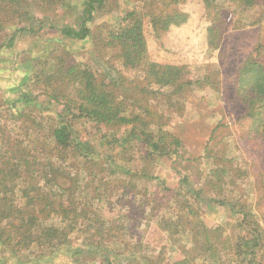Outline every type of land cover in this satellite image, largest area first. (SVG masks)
<instances>
[{"label":"trees","instance_id":"obj_1","mask_svg":"<svg viewBox=\"0 0 264 264\" xmlns=\"http://www.w3.org/2000/svg\"><path fill=\"white\" fill-rule=\"evenodd\" d=\"M110 1L0 0V58L2 50L14 47L20 35L39 34L46 26L59 34L55 40L47 41L50 47L60 43L59 38L65 44L93 38L94 54L98 56L95 58L96 69L91 63L76 61L65 51L58 53L59 50L50 51L48 58L27 59L23 67L27 91L17 85L12 89L16 92L13 95L15 100L10 103L14 112L19 109V103L23 107L25 103L32 105L40 101V108L34 107L23 117L24 123L31 120L35 124L23 127V131L29 135L36 128H46L42 149H38L37 153L48 152L51 157L50 161H44L33 155L25 139H20L21 135L18 140L16 137L2 140L0 264H56L55 260L63 252L70 255L72 264H200L197 263L199 261L201 264H225L223 256L226 257V264H264L261 258L258 259L264 250V229L246 203L225 197L219 201L208 199L204 197L205 188L197 189L189 175L182 177L181 191L173 193V189L164 186V199L153 194L155 197L142 195L139 200L135 185L133 190L129 185L113 187L103 178L105 174L114 176L121 170L119 173L128 174L132 180L149 182L154 177L144 161L178 157L183 141L162 129L157 133L150 131L148 123L151 122L137 114L139 102L130 109L129 98L119 88L120 82H109L107 74L99 66L101 61L111 63V60H116L115 64L129 72L139 71L143 87L138 83L133 96L143 95L142 98L154 92L151 91L153 86H157L160 92L171 89L170 95L180 98L189 94L187 91H191L193 86L216 88L215 79L209 75L189 79L191 72L186 66L161 63V60L152 58L162 56L174 59L180 54L186 55L191 50L187 48L189 38L206 21L210 23L207 28L204 27L208 46L218 49L225 27L223 9L233 8L235 13H244L259 5L264 7V0H191V3L189 0H141V5L128 12L120 26L109 28L106 33L95 37L90 25ZM186 4L195 6L196 11L191 7H182ZM61 12L63 16L59 17ZM69 14L72 22L64 19ZM56 17L60 18L58 24ZM173 37H176V43L170 46L168 41L170 43ZM185 37L187 40L183 41ZM150 38L159 45L153 56H150ZM121 80L125 85L128 79L123 77ZM34 88L40 92L38 95L34 94ZM233 94L246 109V117L252 122L251 132L256 136L264 135V63L254 57L248 58L237 70ZM42 96L44 101L40 100ZM22 107L19 112H22ZM43 109L53 114L46 119L45 127L37 120L41 117L37 111L43 114ZM146 111L150 114L148 109L144 113ZM19 115L14 118H21L22 115ZM83 120L98 127L127 128L129 135L123 141L114 138L117 142L110 150H118L122 143L129 142L144 147L147 153H143L140 166L134 165V158L129 159L133 163V171L126 170L112 165L109 154L97 156L95 146L74 133L73 124ZM206 152L215 167L206 184L214 188L220 184L217 188L222 190V186L228 185L225 180L230 176L223 163L224 155L213 156L209 148ZM71 158H76L73 163L77 164L82 158L87 160L82 169L85 178L90 177V180L81 181L85 190L80 187V195L91 193L93 199L104 203V199H111L115 192L121 190L122 212L105 219L92 211L88 201L84 202L77 196L79 181L74 179L73 186H61L59 177L73 180L72 173L67 169ZM235 176L237 180L238 176ZM233 183L231 179L229 184ZM201 202L218 203L239 216L237 224L244 235L238 242L224 236L219 227L211 228L205 223L198 209ZM169 204H177L170 208L177 210L171 216L167 212L163 214ZM157 213L163 215L152 225L150 222ZM53 218L56 222L48 223ZM183 234L188 235L186 244L179 242ZM168 243L173 245L167 247ZM178 243L182 244L181 254L168 257L176 252L174 246Z\"/></svg>","mask_w":264,"mask_h":264},{"label":"rangeland","instance_id":"obj_2","mask_svg":"<svg viewBox=\"0 0 264 264\" xmlns=\"http://www.w3.org/2000/svg\"><path fill=\"white\" fill-rule=\"evenodd\" d=\"M140 1L111 0L106 8L97 13L95 22L90 25L95 33V37L101 35V33H106L109 28L120 26L122 19L127 13L141 5ZM189 3H191V0H189ZM182 7H191L196 11L195 6L192 7L186 4ZM223 10L222 17L225 22V27L223 26V39L218 49H212L208 46L207 34L205 33L204 27L207 28L210 23L206 21V24L201 25L198 30L196 29L197 31L194 35L189 38L187 48H191V50L186 55L185 53L184 55L180 54V57L174 56V59H165L162 56H158V58L160 57L159 59L152 58L153 60H161V63L166 62L186 66L191 72V78L189 79H199L209 75L215 79L216 88H210L208 86L206 88H198L197 86H193L191 91H187L189 94L180 98L170 95L171 89H164L163 92H160L157 86H153V90H150L154 92L150 96H146L145 98H142L143 95L133 96L134 87L138 86V83H142L140 72H129L124 67H119L118 63L115 64L116 60H111V63L101 61L99 66L107 74L109 82H120L121 86L119 88L125 91L126 96L129 98V108H134V104L139 102L137 104L140 108L137 114L144 116L147 122H151L148 123L150 131L157 133L162 129L183 141V146L180 148L178 157L173 159H157L154 162L151 160L144 161L143 164H146L151 176L154 177L149 182L140 179L132 180L128 174L119 173L121 170L117 171L114 176L105 174L103 178H106L113 187L129 185V188L133 190V186L135 185V192L139 194V200L142 198V195L150 196L153 194L164 199V186L169 187L171 190L173 189V193L179 192L183 186L181 183L182 177L189 175L191 183L197 189L205 188L206 195L204 197L216 199V201L225 197L228 200H239L249 205L252 213L256 215L264 229V135L256 136L254 132H251L252 122L250 118L246 117V109L234 98L235 96L233 94L238 68L250 57H254L264 63V7L259 5L244 13H235V11L233 12V8ZM60 14L59 17L63 16L62 12ZM59 17L55 18L57 19L56 24L59 23ZM64 19L66 21H73L70 14ZM47 27L44 30L47 32L42 31L36 35L29 33L20 35L14 47L10 49L4 48L1 52L0 155L4 145L2 142L3 138L6 140L7 137H16V140H18L19 135H21L22 138L20 139H25L33 155H38V149H42L41 145L45 140V138L43 140V136L45 135L43 131L46 128H36L29 135H26L23 131V127L26 128L35 124L31 120L29 122L25 121L26 123H24L23 117L31 113L34 107L40 108L38 106L40 101L32 105L25 103L23 107L19 103V109H15L17 114H14L15 112L10 107V103L15 100L13 95L16 93L12 89L20 86L24 91H27L25 69H23L27 59H38L39 57L48 58L51 56L50 51L54 52L59 50L57 51L58 53L65 51L69 55H72L76 61L88 62L92 64V67L97 68L95 58L98 56L94 54L96 51L93 38L68 44H65L64 40L59 38L58 41L60 43H56L53 47H50L47 41L55 40V38L59 37V34L57 31H51ZM44 33H47V35ZM174 39L176 37H173L170 43L168 41L170 46L176 43ZM149 40L151 43L150 56H153V51L159 50V45L153 38ZM186 40V37L183 38V41ZM109 65H113V67L111 68ZM123 77L128 79L125 85H122L121 79ZM140 87H143L142 84ZM37 91L34 88L35 95L40 93ZM40 100L44 101L43 96ZM21 107L22 112H19ZM55 108L59 110L57 106ZM146 109L150 111V114L147 111L144 113ZM37 113H41L40 119L37 120L39 123H43L45 127L47 125L46 119L53 114L45 112L44 109V115L39 110ZM19 114L22 117L15 119ZM34 116H37L36 113ZM73 128L76 136L95 146L97 156L101 157L102 154H109L112 156L109 158L113 163L112 165L123 167L126 170L133 171V163L129 159L134 158V165L140 166L143 153L144 155L147 153L144 147L136 146L134 142L133 144L132 142L122 143V146L117 143V146H120L119 149L110 150V148L115 147L117 142L114 138L123 141L129 135L127 128L118 130L108 128L107 126L98 127L94 123L86 120L74 123ZM207 145L209 146L207 147ZM127 146L129 147L124 150L123 148ZM207 148L212 151L213 156L224 155L222 157L223 163L229 169L230 176L225 180L228 181V185L222 186V190L217 188L220 184L216 188L207 186L206 184L210 178L211 170L215 168L213 166L214 161L207 158ZM38 156V158L44 161H50L51 157L48 152H44ZM5 159H7V155ZM174 159H178V161ZM74 161H77L76 158L75 160L71 158L69 160V166H67L68 171L72 173L73 180L66 176L59 177L61 186H73V181H79L77 185L79 187L77 196L79 195L83 198L84 202L88 201L92 211H96L99 215L101 214L105 219L113 218L114 214L122 212V202L120 201L121 190L115 192V195L111 199H104V203L93 199L91 193L80 195V187H83V191L85 190L84 183L82 184V182L89 181L90 177L85 178L84 170L82 169L83 163L87 160L82 158L79 164L73 163ZM150 162L152 163L150 164ZM244 172L247 173L245 176L242 175ZM235 175L238 176L236 178L237 180H235ZM231 179L234 180L233 184H229ZM84 196H86V199ZM78 201L83 203L81 199ZM105 203H107L105 205L106 207L103 205ZM176 205L169 204V208H165L163 214L167 212L168 215H173L177 210L170 208ZM198 209L202 219L209 227H219L224 231V236H229L233 242H238L239 238L244 235L237 224L239 216L231 213L227 207L214 202H201ZM163 214L157 213L156 217L153 218L154 220L150 223L152 225L156 224L155 222ZM147 218L152 217L147 216ZM53 219L48 220V223L56 222V218ZM187 236V234L181 235L179 242L181 241L180 243L186 244L188 242ZM180 243L176 244L178 246H174L176 252L168 255V257H178L181 254L182 244ZM172 245V243H168L167 247ZM66 251L72 252L71 249H66ZM139 255L137 253L136 256L139 258ZM260 258L264 261V250L258 255V259ZM238 260L241 262V259L238 258ZM223 261L226 264L227 260L224 256ZM55 262L56 264H72L71 257L66 252H63ZM197 263L201 264L202 262L199 261ZM229 263L227 262V264ZM240 264L243 263L241 262Z\"/></svg>","mask_w":264,"mask_h":264}]
</instances>
